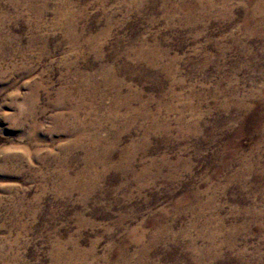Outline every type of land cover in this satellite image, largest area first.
<instances>
[{
    "label": "rangeland",
    "instance_id": "374dc122",
    "mask_svg": "<svg viewBox=\"0 0 264 264\" xmlns=\"http://www.w3.org/2000/svg\"><path fill=\"white\" fill-rule=\"evenodd\" d=\"M263 134L264 0H0V264H264Z\"/></svg>",
    "mask_w": 264,
    "mask_h": 264
},
{
    "label": "bare ground",
    "instance_id": "6f19581e",
    "mask_svg": "<svg viewBox=\"0 0 264 264\" xmlns=\"http://www.w3.org/2000/svg\"><path fill=\"white\" fill-rule=\"evenodd\" d=\"M67 1V0H66ZM241 1H243V0H241ZM251 1V0H250ZM254 1V0H253ZM262 1V0H261ZM259 2V1H258ZM244 3H246V2H244ZM249 3V2H248ZM201 4V3H200ZM207 4V3H206ZM205 4V5H206ZM215 4V3H214ZM258 4V3H257ZM202 5V4H201ZM200 5V6H201ZM253 5H256V4H254L253 3ZM253 5H252V7H253ZM67 6H68V4H67ZM179 6V5H178ZM183 6V5H182ZM196 6V5H195ZM214 6V5H213ZM249 6V5H248ZM176 7V6H175ZM186 7V6H185ZM210 7H211V5H210ZM209 7V8H210ZM195 8V7H194ZM197 8H198V6H197ZM200 8V7H199ZM213 8V7H212ZM180 9V8H179ZM203 9V8H202ZM253 9V8H252ZM257 9V8H256ZM258 9H260V8H258ZM207 10V9H206ZM261 10V9H260ZM262 10H263V7H262ZM256 11H258V10H256ZM61 12V11H60ZM249 13V12H248ZM252 13V12H251ZM59 14V13H58ZM62 14H65V13H62ZM67 14H68V12H67ZM254 14H256V12L254 13ZM262 14V13H261ZM61 15V14H60ZM249 15H251V14H249ZM64 16V15H63ZM70 16H72V15H70ZM256 16V15H255ZM262 16V15H261ZM261 16H259V17H261ZM62 17V16H61ZM257 17V16H256ZM68 18V17H67ZM72 18V17H71ZM253 18H254V16H253ZM64 19V18H63ZM248 19V18H247ZM255 19V18H254ZM58 20V19H57ZM66 20V19H65ZM246 20V19H245ZM250 20H251V18H250ZM260 20V19H259ZM261 20H262V18H261ZM260 20V21H261ZM60 21V20H59ZM58 21V22H59ZM255 21H256V19H255ZM259 21V22H260ZM61 22V21H60ZM248 22V21H247ZM262 22V21H261ZM66 23V22H65ZM58 24V23H57ZM68 24V23H67ZM64 25H66V24H64ZM71 25V24H70ZM261 25V24H260ZM68 27H69V24H68ZM71 27V26H70ZM64 28V27H63ZM258 29V28H257ZM67 30V29H66ZM67 34V33H66ZM256 34V33H255ZM68 35V34H67ZM66 35V36H67ZM143 43V42H142ZM144 44V43H143ZM154 45V44H153ZM140 47H141V45H139ZM147 46H151V45H147ZM147 46H146V48H147ZM156 46V45H155ZM142 47H144V45L142 46ZM150 48V47H149ZM148 48V49H149ZM153 48V47H152ZM156 48H158V47H156ZM134 49V48H133ZM137 49V48H136ZM151 49V48H150ZM130 51V50H129ZM144 51H145V49H140L139 50V54H141L142 55V57L144 56L143 55V53H144ZM135 52V51H134ZM145 52H149V51H145ZM127 53V52H126ZM125 53V54H126ZM157 53V52H156ZM166 53V52H165ZM132 54V53H131ZM149 54H152V52L151 53H149ZM154 54V53H153ZM130 55V54H129ZM136 55V54H135ZM141 55H138V56H141ZM157 55V54H156ZM166 56H167V54H165ZM134 56V55H133ZM138 56H137V58H138ZM159 57H160V55H158ZM135 57V56H134ZM163 57V56H162ZM149 58V57H148ZM161 58V57H160ZM142 59V58H141ZM147 59V58H146ZM168 59V58H167ZM166 59V60H167ZM137 60V59H136ZM155 60V59H154ZM171 60V59H170ZM169 60V61H170ZM144 61V60H143ZM148 61V60H147ZM151 61V60H150ZM162 61V60H161ZM168 61V60H167ZM166 61V62H167ZM141 62V61H140ZM139 62V63H140ZM145 62V61H144ZM158 62H159V60H158ZM157 62V63H158ZM172 62H174V61H172ZM143 63V62H142ZM152 63V62H151ZM156 63V64H157ZM144 65V64H143ZM147 65H149V64H147ZM152 65V64H151ZM154 65V64H153ZM170 65V64H169ZM171 65H172V63H171ZM170 65V66H171ZM150 66V65H149ZM166 66V65H165ZM174 66V65H173ZM145 67V66H144ZM148 67V66H147ZM151 67V66H150ZM153 67V66H152ZM163 67V66H162ZM112 68V67H111ZM156 68V67H155ZM104 69V68H103ZM102 69V70H103ZM107 69V68H106ZM109 69V68H108ZM160 69V68H159ZM164 69V68H163ZM110 70V69H109ZM145 70V69H144ZM152 70V69H151ZM165 70H168V69H165ZM106 71V70H105ZM102 72V71H101ZM104 72V71H103ZM106 72H110V71H106ZM165 73V72H164ZM176 73V72H175ZM110 74H111V72H110ZM110 74H109V76H110ZM104 75V74H103ZM108 74H106V76H107ZM83 76V75H82ZM105 76V77H106ZM80 77H81V75H80ZM84 77V76H83ZM85 77H87L86 75H85ZM84 77V78H85ZM173 77V76H172ZM110 77H108V79H109ZM87 79V78H86ZM90 79V78H89ZM80 80V79H79ZM79 80H78V82H79ZM85 80V79H84ZM92 80V79H91ZM114 80V79H113ZM80 82H81V80H80ZM85 82H86V80H85ZM179 82V81H178ZM76 83H77V81H76ZM87 84H88V82H86ZM106 83H108V82H106ZM118 83V82H117ZM78 84V83H77ZM173 84V83H172ZM96 85V84H95ZM98 85V84H97ZM107 85V84H106ZM109 85V84H108ZM114 85V84H113ZM112 85V86H113ZM123 85V84H122ZM171 85V84H170ZM175 85H176V83H175ZM179 85V84H178ZM78 86V85H77ZM87 86V85H86ZM94 86V85H93ZM100 86V85H99ZM105 86V85H104ZM116 86H117V84H116ZM172 86V85H171ZM177 86V85H176ZM75 87V86H74ZM90 87V86H89ZM120 87V86H119ZM65 88V87H64ZM78 88V87H77ZM98 88V87H97ZM105 88H106V86H105ZM80 89V88H79ZM118 89V88H117ZM122 89V88H121ZM120 89V90H121ZM109 90V89H108ZM119 90V89H118ZM172 90V89H171ZM75 91V90H74ZM80 91V90H79ZM72 92V91H71ZM81 92V91H80ZM84 92H85V90H84ZM89 92H91V91H89ZM117 92V91H116ZM170 92V91H169ZM86 93H87V91H86ZM93 93V92H92ZM113 93V92H112ZM68 94V93H67ZM100 94V93H99ZM165 94V93H164ZM169 94H171V93H169ZM174 95H176L175 93H173ZM87 95H89V94H87ZM86 95V96H87ZM92 95V94H91ZM98 95V94H97ZM113 95V94H112ZM118 96H119V94H117ZM166 95V94H165ZM261 95H263V92H262V94ZM85 96V95H84ZM94 96V95H93ZM168 96V95H167ZM173 96V95H172ZM90 97H92V96H90ZM112 97H114V96H112ZM129 97V96H128ZM135 97V96H134ZM138 97V96H137ZM179 97V96H178ZM182 97V96H181ZM62 98V97H61ZM88 98V97H87ZM103 98V97H102ZM139 98V97H138ZM170 98V97H169ZM171 98H174V97H171ZM259 98H260V96H259ZM98 99H99V97H98ZM124 99L126 100V98L124 97ZM127 99H129V98H127ZM133 99V98H132ZM152 99V98H151ZM183 99V98H182ZM90 100V99H89ZM88 100V101H89ZM91 100H92V98H91ZM95 100V99H94ZM93 100V101H94ZM100 100V99H99ZM116 99H114V101H115ZM131 100V99H130ZM134 100V99H133ZM140 100V99H139ZM153 100V99H152ZM158 100V99H157ZM174 100H177V99H174ZM181 100V99H180ZM185 100V99H184ZM237 100V99H236ZM69 101V100H68ZM86 101H87V99H86ZM124 101V100H123ZM186 101V100H185ZM184 101V102H185ZM234 101V100H233ZM131 102H132V100H131ZM151 102V101H150ZM176 102H178V101H176ZM182 102V101H181ZM183 102V103H184ZM188 102V101H187ZM237 102H238V100H237ZM236 102V103H237ZM63 103V102H62ZM117 103H119V101H117ZM126 103V102H125ZM134 103V102H133ZM182 103V105H184ZM242 103H243V101H242ZM112 104V103H111ZM123 105H124V103H122ZM127 104L128 103H126L125 105L127 106ZM56 105V103L54 104V106ZM145 105V104H144ZM239 105V104H238ZM242 105H244V104H242ZM53 106V107H54ZM100 106V105H99ZM114 106V105H113ZM116 106V105H115ZM121 106V105H120ZM139 106V105H138ZM137 106V107H138ZM142 106V105H141ZM160 106H164V105H160ZM166 106V105H165ZM168 106V105H167ZM176 106V105H175ZM179 106H180V104H179ZM186 106V105H185ZM253 106V105H252ZM124 107V106H123ZM140 107V106H139ZM138 107V108H139ZM143 107H145V106H143ZM177 107V106H176ZM188 107V106H187ZM192 107V106H191ZM244 107V106H243ZM55 108V107H54ZM76 108V107H75ZM101 108V107H100ZM103 108V107H102ZM117 108V107H116ZM137 108V109H138ZM161 108V107H160ZM163 108H165V107H163ZM169 108V107H168ZM179 108V107H178ZM177 108V109H178ZM183 108H184V106H183ZM109 109H111L110 107H109ZM119 109V108H118ZM117 109V110H118ZM124 109V108H123ZM125 109H126V112H127V114L128 115H130L131 114V116H132V114H133V108H130V107H125ZM182 109V108H181ZM188 109H189V107H188ZM247 109V108H246ZM249 109V108H248ZM172 110V109H171ZM175 110V109H174ZM180 110V109H179ZM185 110H187L186 108H185ZM31 111V110H30ZM76 111V110H75ZM75 111H73L72 113H75ZM103 111V110H102ZM109 111V110H108ZM120 111V110H119ZM124 111V110H123ZM165 111V110H164ZM163 111V112H164ZM190 111V110H189ZM97 112V111H96ZM148 112V111H147ZM155 112H157L156 111V109H155ZM155 112H153V113H155ZM166 112V111H165ZM167 112H168V110H167ZM71 113V112H70ZM93 113V112H92ZM99 113V115H100V112H98ZM112 115L114 114V116H116V112L115 111H111L110 112ZM146 113V109L145 108H140L139 109V112H136L133 116H132V118H134V119H140V118H142L143 120H145V118H147V115L145 114ZM171 113V112H170ZM183 113V112H182ZM184 113H185V111H184ZM244 113H246V112H244ZM105 114V113H104ZM125 114V113H124ZM173 114V113H172ZM73 116H74V114H72ZM101 115H102V113H101ZM108 115V114H107ZM126 115V114H125ZM124 115V116H125ZM127 115V116H128ZM162 115V114H161ZM164 115V114H163ZM166 115V114H165ZM164 115V116H165ZM177 115V114H176ZM182 115V114H181ZM76 116V115H75ZM152 116V115H151ZM156 116V115H155ZM159 116V115H158ZM175 116V115H174ZM70 117H72V116H70ZM123 116L121 115V118H122ZM161 117V116H160ZM97 118V117H96ZM99 118V117H98ZM165 118V117H164ZM182 118V117H181ZM55 119V118H54ZM87 119V118H86ZM94 119V118H93ZM110 118H108V120H109ZM115 119H117V118H115ZM118 119H119V117H118ZM123 119V118H122ZM121 119V120H122ZM128 119V118H127ZM130 119V118H129ZM171 119V118H170ZM175 119V118H174ZM74 120V119H73ZM92 120V119H91ZM104 120V119H103ZM125 120H126V118H125ZM158 120H159V118H158ZM77 121V120H76ZM76 121H74V122H76ZM116 121V120H115ZM153 124L154 123H156L157 122V117H152L151 118V120H150ZM160 121V120H159ZM168 121V120H167ZM165 122V120H164V122L162 121V123H163V130L165 131V130H167L168 131V129H169V123L168 122ZM180 121V120H179ZM91 122H93V121H91ZM105 122V121H104ZM107 122V121H106ZM111 122V121H110ZM113 122V121H112ZM138 122V121H137ZM172 122V121H171ZM131 123V122H130ZM144 123V122H143ZM143 123H142V125H143ZM175 123V122H174ZM184 123V122H183ZM115 124V123H114ZM113 124V125H114ZM120 124V121H119V123H118V125ZM129 124V123H128ZM135 124H137L136 122H135ZM135 124H133V125H135ZM139 124H140V121H139ZM158 124V123H157ZM176 124H177V122H176ZM185 124V123H184ZM93 125V124H92ZM107 125V124H106ZM145 125H146V122H145ZM171 125V124H170ZM101 126H102V124H101ZM104 126V125H103ZM102 126V127H103ZM126 126V125H125ZM124 126V127H125ZM132 126V125H131ZM144 126V125H143ZM154 126V125H153ZM156 126V125H155ZM116 127V126H115ZM123 127V126H122ZM135 127V126H134ZM136 127H138V126H136ZM142 127V126H141ZM180 127V126H179ZM83 128V127H82ZM99 128H101V127H99ZM132 128V127H131ZM130 128V129H131ZM147 128V127H146ZM149 128V127H148ZM162 128V127H161ZM177 128H178V126H177ZM176 128V129H177ZM181 128V127H180ZM185 128V127H184ZM97 129V128H96ZM126 129V128H125ZM137 129V128H136ZM150 129V128H149ZM152 129V128H151ZM175 129V130H176ZM186 129V128H185ZM94 130V129H93ZM112 130V129H111ZM127 130V129H126ZM147 130V129H146ZM155 130V129H154ZM158 130V129H157ZM180 130V129H179ZM69 131V130H68ZM74 131H75V129H74ZM113 131H115V130H113ZM118 131V130H117ZM123 131H124V129H123ZM149 131V130H148ZM147 131V132H148ZM159 131V130H158ZM182 131V130H181ZM183 131H185V130H183ZM71 132V131H70ZM76 132V131H75ZM79 132V131H78ZM83 132V131H82ZM126 132V131H125ZM156 132V131H155ZM162 132V131H161ZM180 132V131H179ZM188 132V131H187ZM69 133V132H68ZM72 133H74V132H72ZM81 133V132H80ZM80 133H77V135L79 134V136H80ZM85 133V132H84ZM83 133V134H84ZM94 133V132H93ZM128 133V132H127ZM157 133V132H156ZM82 134V133H81ZM86 134V133H85ZM84 134V135H85ZM113 134H115V133H113ZM112 134V135H113ZM167 134V133H166ZM176 134H177V132H176ZM93 135V134H92ZM91 135V136H92ZM98 135V134H97ZM147 134H146V131H145V133H144V136H146ZM264 135V134H263ZM75 136V135H74ZM79 136H76L77 138H75V140L73 141V143H71V144H73V146L71 145L70 147H72V148H75L76 149V147H84V146H82V143H81V138L79 137ZM114 137H116L115 135H113ZM121 136V135H120ZM120 136H119V134H118V136L116 137V142H117V144L119 143V141H121V139H120ZM143 136V135H142ZM151 136V135H150ZM167 136V135H166ZM181 136V135H180ZM89 137V136H88ZM87 138V137H86ZM109 138H111V136L109 137ZM144 138V137H143ZM90 139V138H89ZM107 139H108V137H107ZM147 139V138H146ZM145 139V140H146ZM86 140H88V139H86ZM90 142V145H87V146H89L90 148H89V150H88V154H87V156L88 157H93V156H95V158L98 160V161H101V160H103V159H106V158H108V156H109V154L112 152V151H114V146L116 145V143H115V145L113 146L112 144V146H107L106 147V145H103L102 144V142H101V139H99L97 136H96V134H95V136L93 135L92 136V138L89 140ZM106 141V140H105ZM108 141V140H107ZM110 141V140H109ZM115 141V140H114ZM141 141H143V140H141ZM149 141V140H148ZM84 143V142H83ZM107 143V142H106ZM85 144V143H84ZM129 144H130V142H129ZM138 144V143H137ZM137 144H134V145H137ZM141 144V143H140ZM146 144V143H145ZM70 145V144H69ZM99 145H101V146H99ZM133 145V146H134ZM144 145V144H143ZM86 146V147H87ZM142 146V145H141ZM148 146V145H147ZM67 147V146H66ZM93 147H101V153L100 154H98V156L97 155H95V154H93V151L91 150V148H93ZM127 147V146H126ZM128 147H129V145H128ZM135 147V146H134ZM140 147V146H139ZM62 148V147H61ZM65 148V147H64ZM77 148V149H78ZM85 148V147H84ZM114 148V149H113ZM118 148V147H117ZM132 148V147H131ZM145 148V147H144ZM76 149V150H77ZM95 149V148H94ZM100 149V148H99ZM120 149V148H119ZM118 149V150H119ZM123 149V148H122ZM121 149V150H122ZM130 149V148H129ZM128 149V150H129ZM146 149V148H145ZM117 150V149H116ZM127 150V149H126ZM134 150V149H133ZM73 151V150H72ZM97 151V150H96ZM137 151V150H136ZM135 151V152H136ZM148 151V150H147ZM116 153V152H115ZM125 153V152H124ZM123 153V154H124ZM142 153V152H141ZM122 154V153H121ZM128 154V153H127ZM134 154V153H133ZM137 154V153H136ZM120 155V154H119ZM129 155H131L130 153H129ZM111 156H112V154H111ZM134 157H135V155H133ZM132 156V157H133ZM122 157V156H121ZM123 157H125V155L123 156ZM128 157V156H127ZM58 158V157H57ZM70 158V157H69ZM166 158V157H165ZM110 159V158H109ZM164 159V158H163ZM8 160V159H7ZM119 160V159H118ZM126 160V159H125ZM165 160V159H164ZM124 161V160H123ZM133 161V160H132ZM166 161V160H165ZM167 161H169V160H167ZM63 162V161H62ZM117 162V161H116ZM119 162V161H118ZM67 163V162H66ZM112 163V162H111ZM128 163V162H127ZM153 163V162H152ZM157 163V162H156ZM155 163V164H156ZM160 163V162H159ZM166 163V162H165ZM69 164V163H68ZM109 164V163H108ZM113 164V163H112ZM133 164H135V161H134V163ZM150 164H151V161H150ZM61 165V164H60ZM107 165V164H106ZM113 165H115V164H113ZM149 165V164H148ZM167 165H169V162H168V164ZM176 165V164H175ZM84 166V165H83ZM86 167H85V169L83 168V170L81 171L80 170V172H78L77 173V175H76V178H75V180L77 181L78 179H89V175H91V172H92V169L94 170V168H93V163H91L90 161H87V163H86V165H85ZM111 166V165H110ZM121 166V165H120ZM132 166V165H131ZM158 166V165H157ZM172 166V165H171ZM258 166V165H257ZM60 167V166H59ZM63 167H64V165H63ZM106 167V166H105ZM149 167V166H148ZM163 167V166H162ZM168 167V166H167ZM170 167V166H169ZM229 167V166H228ZM242 167V166H241ZM68 168V167H67ZM99 168V167H98ZM127 168V167H126ZM175 168V167H174ZM173 168V169H174ZM231 168V167H230ZM105 169V168H104ZM106 169H108V168H106ZM113 169V168H112ZM120 169V168H119ZM141 169V168H140ZM176 169V168H175ZM227 169V168H226ZM116 170V169H115ZM123 170V169H122ZM128 170V169H127ZM130 170V169H129ZM143 170H145L144 168H143ZM150 170V169H149ZM116 171H118V169L116 170ZM147 171H148V169H147ZM251 171V170H250ZM99 172V171H98ZM101 172V171H100ZM128 172V171H127ZM143 172V171H142ZM141 172V173H142ZM145 172V171H144ZM149 172V171H148ZM245 172H246V170H245ZM244 172V173H245ZM96 173V172H95ZM120 173H121V171H120ZM137 173V172H136ZM140 173V172H139ZM240 173V172H239ZM255 173V172H254ZM97 174V173H96ZM149 174V173H148ZM243 174V173H242ZM57 175V174H56ZM137 175H138V173H137ZM154 175V174H153ZM58 176H61V175H58ZM96 176V175H95ZM94 176V177H95ZM239 176V175H238ZM92 177V176H91ZM135 177H137V176H135ZM96 178V177H95ZM100 178V177H99ZM134 178V177H133ZM156 178V177H155ZM60 179V178H59ZM66 179V178H65ZM137 179V178H136ZM152 179H153V177H152ZM67 181H70V180H68V179H66ZM92 180V179H91ZM97 180V179H96ZM102 180V179H101ZM140 180V179H139ZM241 180V179H240ZM60 181V180H59ZM58 181V182H59ZM75 181V182H76ZM99 181V180H98ZM73 182H74V180H73ZM87 182V181H86ZM69 183V182H68ZM72 183V182H71ZM77 183V182H76ZM140 183V182H139ZM58 186H60V185H58ZM67 186V185H66ZM74 186V185H73ZM72 186V187H73ZM75 186H76V184H75ZM90 186H92V185H90ZM141 186V185H140ZM143 186V185H142ZM69 187V186H68ZM94 187V186H93ZM93 187H91V188H93ZM71 188V187H70ZM140 188V187H139ZM142 188V187H141ZM75 189V188H74ZM63 190V189H62ZM68 190V189H67ZM56 191V190H55ZM72 191V190H71ZM85 191V190H84ZM91 191H93V190H91ZM96 191V190H95ZM68 192V191H67ZM59 193H61V192H59ZM65 193V192H64ZM86 194V193H85ZM260 196V195H259ZM214 197V196H213ZM193 199V198H192ZM177 202V201H176ZM199 202V201H198ZM206 202H208L207 200H206ZM207 204V203H206ZM209 204V203H208ZM263 204V203H262ZM211 208V207H210ZM14 209V208H13ZM177 209V208H176ZM249 210H250V208H249ZM255 210V209H254ZM248 210H246V212H247ZM218 212V211H217ZM258 214V213H257ZM201 215V214H200ZM199 215V216H200ZM259 215V214H258ZM16 216V215H15ZM250 216V215H249ZM196 218V217H195ZM199 219V218H198ZM201 219V218H200ZM207 219V218H206ZM202 221V220H201ZM209 221V220H208ZM195 222V221H194ZM143 223V222H142ZM209 223V222H208ZM223 224V223H222ZM221 224V225H222ZM137 226H139V225H137ZM169 226V225H168ZM212 226V225H211ZM201 227V226H200ZM222 227V226H221ZM141 228V227H140ZM163 228V227H162ZM208 228H209V226H208ZM218 228H219V226H218ZM137 229V228H136ZM216 229V228H215ZM222 229H224V228H221L220 230H222ZM231 229V228H230ZM229 229V230H230ZM135 230V229H134ZM133 230V231H134ZM201 230V229H200ZM218 230V229H217ZM132 231V230H131ZM132 231V232H133ZM161 231H162V229H161ZM219 231V230H218ZM232 231V230H231ZM135 232V231H134ZM164 232V231H163ZM168 232V231H167ZM199 232H201V231H199ZM214 232V231H213ZM216 232V231H215ZM214 232V233H215ZM220 233H221V231H219ZM233 232V231H232ZM170 233V232H169ZM189 233V232H188ZM198 233V232H197ZM208 233H210L209 235H208ZM214 233H211V232H207V234L206 235H208V237H206L205 238V240L207 241V243H206V246L205 247H201V248H197L196 250H197V255H196V259L198 260V261H204V262H201V263H205V261H207L206 263H210L211 264V262L209 261V260H212V259H214V258H216V257H218V256H220V248H219V246H218V244H220V243H218L217 245H216V243H215V241H216V239H218V238H216L217 236L216 235H214ZM229 233H230V231H229ZM129 234V233H128ZM132 234V233H131ZM158 234H160V233H158ZM163 234V233H162ZM185 234V233H184ZM204 232L202 233V234H200V236L201 235H203L204 236ZM223 234V233H222ZM233 234V233H232ZM137 235V234H136ZM165 235V234H164ZM235 235V234H234ZM129 236H132V235H129ZM166 236V235H165ZM178 236V235H177ZM185 236V235H184ZM228 236V235H227ZM159 237L160 236H157V233L156 234H154V235H151V236H149L147 239V242L146 243H143V239L145 238V235L144 234H140L139 233V236L138 237H135V236H133V239L130 241L131 242V244H134V245H136V246H138L139 247V250H137L139 253H141V254H147L150 250H151V248L153 249V247H154V245L157 243V242H159ZM205 237V236H204ZM233 237V236H232ZM129 238V237H128ZM134 238H136V239H134ZM203 238V237H202ZM234 238V237H233ZM231 239V238H230ZM69 240V239H68ZM233 240V239H232ZM69 242H71V241H69ZM73 242V241H72ZM71 242V243H72ZM194 242V241H193ZM193 242H190V246L192 247H195V245L193 244ZM231 242V241H230ZM224 243V242H223ZM222 243V244H223ZM227 243H229V242H227ZM226 243V244H227ZM232 243H233V241H232ZM67 244V243H66ZM221 244V245H222ZM58 245V244H57ZM57 245L55 246V247H57ZM60 245V244H59ZM69 245V244H68ZM119 245H121V244H119ZM125 245V244H124ZM220 245V246H221ZM228 245V244H227ZM70 246V245H69ZM73 246V245H72ZM91 246V245H90ZM61 247H62V245H61ZM65 247V246H64ZM113 247H115V246H113ZM129 247V246H128ZM228 247H230V246H228ZM57 248H59V247H57ZM74 248V247H73ZM94 248V247H93ZM110 248H111V246H110ZM240 249V248H239ZM55 250V249H54ZM57 250V249H56ZM110 250V249H109ZM108 250V251H109ZM123 250H125V249H123ZM195 250V249H194ZM92 251V250H91ZM78 252V251H77ZM137 252V253H138ZM75 253V252H74ZM78 253H80V252H78ZM87 254H88V252H86ZM69 254V253H68ZM76 254V253H75ZM57 255V254H56ZM60 255V254H59ZM85 255V254H84ZM128 255V254H127ZM126 255V256H127ZM72 256H73V254H72ZM79 257V256H78ZM78 257H77V259H78ZM86 257H88V256H86ZM122 257V256H121ZM141 257V256H140ZM242 257V256H241ZM69 258V257H68ZM84 258H85V256H84ZM90 258V257H89ZM123 258V257H122ZM125 258V257H124ZM194 258V259H195ZM83 259V258H82ZM86 259H88V258H86ZM193 259V260H194ZM240 259V258H239ZM54 260V259H53ZM61 260V259H60ZM66 260V259H65ZM64 260V261H65ZM127 260V259H126ZM59 261V260H58ZM73 261V260H72ZM81 261V260H80ZM86 261V260H85ZM107 261V260H106ZM120 261V260H119ZM125 261V260H124ZM124 261L122 260L121 261V263L120 264H124ZM54 262V261H53ZM62 262V261H61ZM69 262V261H68ZM70 262H71V260H70ZM74 263H75V261H73ZM72 262V263H73ZM76 262H77V260H76ZM145 262V261H144ZM242 262V261H241ZM57 263V262H56ZM71 263V264H72ZM80 263V262H79ZM116 263V262H115ZM125 263H126V261H125ZM128 263V262H127ZM55 264V263H54ZM78 264V263H77ZM88 264V263H87ZM240 264H243V263H240ZM248 264V263H247Z\"/></svg>",
    "mask_w": 264,
    "mask_h": 264
}]
</instances>
